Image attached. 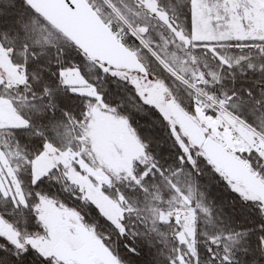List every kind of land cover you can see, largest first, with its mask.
Returning <instances> with one entry per match:
<instances>
[{
    "label": "snow or ice",
    "instance_id": "1",
    "mask_svg": "<svg viewBox=\"0 0 264 264\" xmlns=\"http://www.w3.org/2000/svg\"><path fill=\"white\" fill-rule=\"evenodd\" d=\"M0 264H264V0H0Z\"/></svg>",
    "mask_w": 264,
    "mask_h": 264
}]
</instances>
